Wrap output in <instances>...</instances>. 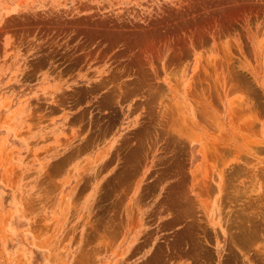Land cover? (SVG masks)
I'll return each mask as SVG.
<instances>
[{
  "label": "rangeland",
  "instance_id": "374dc122",
  "mask_svg": "<svg viewBox=\"0 0 264 264\" xmlns=\"http://www.w3.org/2000/svg\"><path fill=\"white\" fill-rule=\"evenodd\" d=\"M0 264H264V0H0Z\"/></svg>",
  "mask_w": 264,
  "mask_h": 264
},
{
  "label": "bare ground",
  "instance_id": "6f19581e",
  "mask_svg": "<svg viewBox=\"0 0 264 264\" xmlns=\"http://www.w3.org/2000/svg\"><path fill=\"white\" fill-rule=\"evenodd\" d=\"M257 218H258V217H257ZM256 231H257V230H256ZM251 232L253 233V229H252V230L249 229V233H251ZM253 235H254V233H253ZM253 235H252V236H253ZM253 237H254V236H253ZM249 244H250V242H249ZM249 247H250V246H249Z\"/></svg>",
  "mask_w": 264,
  "mask_h": 264
}]
</instances>
